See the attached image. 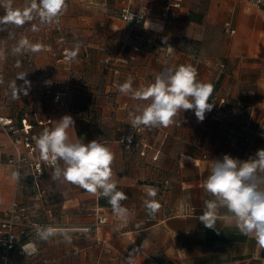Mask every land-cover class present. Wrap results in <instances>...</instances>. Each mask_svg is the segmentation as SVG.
Listing matches in <instances>:
<instances>
[{"label":"crops","instance_id":"obj_1","mask_svg":"<svg viewBox=\"0 0 264 264\" xmlns=\"http://www.w3.org/2000/svg\"><path fill=\"white\" fill-rule=\"evenodd\" d=\"M147 1L149 13L144 24L149 22V27L143 24L128 29L118 16V0H66L61 23L69 39L67 46L72 50L76 43L81 44L71 62L56 61L50 55L48 47L60 49L54 24L36 33L31 24L0 31V44L7 52V59L0 61L4 81L0 85V117L15 119L24 112L30 120L51 118L54 127L64 115L72 116L75 124L69 135L73 139L82 138L85 143L99 139L113 151V179L117 189L128 196L122 204L129 209L128 217L121 220L106 198L51 179L53 168L40 179L43 201L34 200L36 187L29 174L16 180L5 163L12 149L0 125V221L8 217L14 201L25 208L34 206V211L42 204V221L23 216V225L16 232V246L23 239L22 256L36 264H83L91 252L95 264H264V248L225 219L229 215L226 209L219 210L215 230L206 228L198 218L204 201L212 199L202 183L213 161L222 160L225 154L247 160L264 149V130L250 142H245L239 131L247 119L251 132L264 123V10L240 0H184L181 9L168 10L164 0ZM24 2L14 0L13 6L22 8ZM225 21L231 22L235 33L224 31ZM10 32L15 38H10ZM22 35L41 43L43 49L12 55L11 48ZM181 64L195 66L197 78L211 83L213 93L226 91L233 101L250 109L224 120L206 112L202 122L194 110L181 111L173 125L136 134L128 114L150 101L121 95L117 85L131 75L133 87L147 86L156 75ZM20 72H28L31 88L27 96L21 93L20 100H12L9 85ZM16 83L19 86L23 81L17 79ZM58 91L66 92V105L54 101ZM133 132L134 140L125 138ZM125 143L132 145L131 149L125 148ZM142 144H146L145 156L139 155ZM148 187L158 190L160 208L154 217L142 203ZM83 210L92 217L89 220H97L91 252L78 241L81 236L71 237L74 245L63 239L65 233L83 227V218L72 213ZM73 216L76 222L69 224ZM99 217L106 221L99 223ZM36 225L52 226L55 235L40 240ZM146 239L148 244L142 248ZM134 249L139 252L129 260ZM20 256L14 250L3 255L0 243V264H19Z\"/></svg>","mask_w":264,"mask_h":264},{"label":"clouds","instance_id":"obj_2","mask_svg":"<svg viewBox=\"0 0 264 264\" xmlns=\"http://www.w3.org/2000/svg\"><path fill=\"white\" fill-rule=\"evenodd\" d=\"M13 4L14 0H0V8L4 9L3 15H0V31L7 30L9 26L31 24V31L39 32L53 23L58 24L68 7L66 0H25L22 8L14 7ZM144 27L147 29L149 22L146 21ZM9 36L15 38L14 33L10 32ZM43 47L41 43H33L22 35L11 48V54L36 53ZM80 48L81 44L76 43L68 51L66 59L75 61ZM6 59V49L0 44V61ZM27 73H18L10 83L12 100H20L21 93L28 95L31 82L26 79ZM197 77V68L192 64L169 67L156 75L153 83L139 88L133 87V77L129 75L123 83L117 85L118 92L134 100L150 101L146 105H137L129 112L128 120L132 129L139 132L146 128L169 127L175 123L174 118L181 111L187 110H194L197 120L202 122L205 113L210 112L214 106L208 102L213 94V85ZM17 79L22 80L23 84L18 86ZM3 82L0 77V85ZM74 124L72 116L64 115L55 121L54 127L45 128L34 137V150L38 151L45 164L53 168L51 179L71 183L93 196L106 198L114 215L125 220L129 209L122 202L128 196L117 189L113 179V151L99 139L88 143L82 138L73 139L69 129H74ZM128 139L131 141V136ZM12 176L16 180L21 178L19 172H13ZM202 187L212 197L204 201V211L198 217L206 228L215 230L220 218L219 210L226 209L229 215L225 219H230L243 235L254 237L257 245L264 248V149H258L247 160L233 158L228 154L222 160H214ZM157 193L156 188L148 187L146 198L142 201L149 216L154 217L160 208L156 200ZM35 227L36 236L42 241H48L55 235L52 226ZM63 239L71 243L70 235L65 233ZM147 244L146 239L141 247ZM138 252V249H134L128 259L134 258Z\"/></svg>","mask_w":264,"mask_h":264},{"label":"built area","instance_id":"obj_3","mask_svg":"<svg viewBox=\"0 0 264 264\" xmlns=\"http://www.w3.org/2000/svg\"><path fill=\"white\" fill-rule=\"evenodd\" d=\"M183 1L184 0H164L163 6L167 10L170 8L181 9ZM240 1L249 2L251 5L264 10V0ZM118 2V16L125 23L126 27H128V29L141 28L149 13L148 1L118 0ZM3 12H0V15H3ZM53 24V29L56 34V41L60 45V49L55 50L48 47V50L51 53L50 55L56 61H68L66 59V56L68 51H70L67 46L69 39L67 38L66 32L62 27L61 18L58 24ZM223 27L224 31H226L227 34H233L236 31L230 21H225ZM218 67L222 69L223 65L218 64ZM65 94V91H58L54 93V101L59 103L60 105H66V101L64 100ZM210 103L214 105L211 110L213 116L220 120H224L231 114H245L250 109V107L245 106V104L243 103L233 101L230 98L229 93L226 91L215 92L210 99ZM51 124V118H46L43 120L36 118L31 121L28 117L24 116L21 119L20 124L18 125L11 118L0 117L1 128L8 135L12 149L11 152L6 156L5 163L12 169L13 172H19L20 176L26 173L29 174L36 187L37 198H40L44 193V189L40 185V179L47 172H50L52 167L45 164L40 159L38 151L34 150V137H37L43 131V129L52 128ZM251 129L252 128L249 119L244 121V123L239 126V131L242 134L243 140L245 142H250L254 136H258L260 131L264 130V123L259 124L255 129L252 130L253 132H251ZM248 131H250L252 134L250 132L247 133ZM134 132L133 134L129 135L131 136V140L135 139ZM135 133L138 134L140 133V131ZM129 136L124 137L127 139ZM125 144V148L131 149L132 145H129V143ZM145 148L146 144H142V149L139 151V155H146ZM152 158L155 160L156 155H154ZM24 211L25 207L19 206V204L14 201L8 211V217L0 221V243L4 247V253L8 252V250L13 247L16 241V232L19 227L23 225L22 216ZM105 221V217L98 218L99 223H104ZM105 251L109 252V247H107Z\"/></svg>","mask_w":264,"mask_h":264},{"label":"rangeland","instance_id":"obj_4","mask_svg":"<svg viewBox=\"0 0 264 264\" xmlns=\"http://www.w3.org/2000/svg\"><path fill=\"white\" fill-rule=\"evenodd\" d=\"M44 193H43V195L40 197V198H37L36 197V192H35V199L34 200H36V201H43V197H44ZM26 206V208H25V211L23 212V216L25 217V216H29V219L31 220L33 217H38L39 218V220H40V222L42 221V219H43V214H42V211H43V209H42V204L41 205H39L36 209H37V211L35 210L34 211V209H35V207L34 206H31L30 207V205H25ZM73 213V215L74 214H77L78 215V217L77 218H83V221H82V226L83 227H76V231L75 230H70L69 232H67V234L68 235H70L71 237H73L74 235H78V236H81L82 237V239H80V240H78V241H81V243H82V246H83V248L84 249H88L90 252L94 249V246H95V237H94V235H95V231L93 230L94 229V224H95V222H97V220L95 221V220H89V218H92L89 214H88V211H85V210H83V212L81 213V212H77V213H75V212H72ZM34 214V216H32ZM22 216V219L24 218ZM75 222L76 221H74V216H73V218H71L70 220H68V223L69 224H75ZM94 225V226H93ZM72 226H78V225H72ZM87 227V228H86ZM89 227V228H88ZM72 228H75V227H72ZM81 228H82V230H81ZM68 244V243H67ZM71 245H74V243L72 242V243H70ZM69 245V244H68ZM69 247V246H68ZM94 251V250H93ZM6 253H8V252H6ZM5 253V254H6ZM21 256H20V258H19V264H36V262H34V263H32L33 262V260L32 259H30V257L29 258H25V257H23L22 256V253L20 254ZM35 255H39V253L38 252H36L35 253ZM23 257V258H22ZM84 261L85 262H83V264H95L94 263V258H93V254H92V252L90 253V255H87V256H85V258H84Z\"/></svg>","mask_w":264,"mask_h":264},{"label":"trees","instance_id":"obj_5","mask_svg":"<svg viewBox=\"0 0 264 264\" xmlns=\"http://www.w3.org/2000/svg\"><path fill=\"white\" fill-rule=\"evenodd\" d=\"M214 94V93H213ZM213 94H212V96H213ZM212 96H211V98H212ZM210 98V99H211ZM82 106H84L85 107V105L83 104ZM25 116V114H24V112L23 113H20L19 115H18V117H16L15 119H13L15 122H16V124H20V122H21V119L23 118ZM31 121H33V120H31ZM21 234L23 233V231H21L20 232ZM16 242H17V238H16V241H15V243H14V245H13V247L12 248H10L9 250H8V253H10L11 251H17L19 254H21V243H23V239H20V241H19V245H17L16 246ZM3 249H4V247L1 245V253H3V255H6L5 253H4V251H3ZM24 257V256H23ZM22 257V258H23ZM27 258V257H26ZM29 258V257H28Z\"/></svg>","mask_w":264,"mask_h":264}]
</instances>
